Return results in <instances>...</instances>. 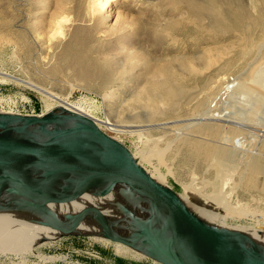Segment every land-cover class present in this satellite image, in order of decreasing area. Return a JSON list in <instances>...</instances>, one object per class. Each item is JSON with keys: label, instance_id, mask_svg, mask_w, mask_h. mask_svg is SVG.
<instances>
[{"label": "rangeland", "instance_id": "rangeland-1", "mask_svg": "<svg viewBox=\"0 0 264 264\" xmlns=\"http://www.w3.org/2000/svg\"><path fill=\"white\" fill-rule=\"evenodd\" d=\"M88 1L0 0V33L14 37L16 41L18 37V49L14 51L8 47L1 54L0 70L36 86L50 88L69 104L85 105L100 129L141 157L139 159L146 169L153 172L156 169L164 176V184L185 200L189 193L198 198L213 193L217 178L222 176L235 190L230 198L231 205L245 204L250 212L230 215L225 224L264 232L260 231L264 229V216L255 215L264 211V191L245 178L243 164L251 156L264 160V149L250 141L246 132L241 137L248 144V152L242 161L235 155H228L229 149L234 151L232 146H219L225 130L233 134L231 130L221 128L223 122L216 124L221 129H211L213 122H205L210 127L208 133L202 134L193 133L197 127L193 126L164 150L172 143L174 129L196 121L193 118L197 108L192 107L204 91L209 92V100L226 77L228 80L246 69V75H249L250 63L253 65L256 54L264 55V0H235V3L234 0H211V4L218 7V13L225 7L230 13L232 10L237 13V4L242 6L251 15L252 30L248 32L241 28L250 23L243 15L239 18L220 15L224 27L217 25L208 15H202L197 4L204 5L206 0H110L106 9L94 16L89 14ZM37 9L44 11L39 21L33 19V15L40 11L34 12ZM55 12L66 14L70 21L68 35L61 41L48 37L46 30ZM259 13L262 15L257 17ZM228 18L235 19L228 21ZM32 24L44 27V32L39 30V35L35 36ZM207 47L217 55L226 53L220 60L222 63L208 66L206 58L201 60ZM159 70L166 72L163 78L171 79L174 85L184 86L189 91V100L183 98L177 102V109L168 110L170 113L164 110V114L149 119L146 98H140L138 93L148 87ZM208 83L211 88L206 91ZM111 85L119 87L117 99L103 102L102 93ZM44 107L42 96L32 87L1 80L0 112L39 115ZM238 109L242 110V106ZM252 115L248 120H257L259 114ZM106 117L119 128L142 129L145 137L110 130L102 124ZM259 130L258 127L249 129L256 134L262 133ZM257 146L259 150H256ZM158 149L163 154L152 156L149 161L142 157L152 155ZM220 150L224 153L218 154ZM251 151L254 153L249 156ZM242 170L244 177L240 176ZM221 222L219 217L211 220L214 225ZM45 242L26 253L23 259L0 255V264H152L138 253L139 258L119 254L113 243L107 245L93 237L68 235ZM35 253L58 257L41 261Z\"/></svg>", "mask_w": 264, "mask_h": 264}, {"label": "bare ground", "instance_id": "bare-ground-1", "mask_svg": "<svg viewBox=\"0 0 264 264\" xmlns=\"http://www.w3.org/2000/svg\"><path fill=\"white\" fill-rule=\"evenodd\" d=\"M109 2L110 0H89L87 6L89 14L94 16V14L105 10ZM197 8L199 9L202 15L203 14L208 15L209 19L213 18L214 22L217 25H221V26L224 24V21L223 18L220 17V15L229 16L230 14L238 18L240 17V15H243L245 16L247 21H250V23L248 22L247 24H244V27L241 28L245 32L252 30L250 13H247V11L243 10L242 6L240 7L238 4H237V11H238L237 13L234 10H232L230 13L227 10L228 7H225L224 9L220 7L223 9V12L218 13V7L216 8L213 4H211V0H206L204 5L197 4ZM34 12L37 13L33 15V19L38 21L42 19L44 15V11H42V9H37ZM111 12L112 11L110 10L109 13ZM58 14L53 15L54 18L52 22L51 21L49 22L51 24H49L48 29L46 30L48 31L47 32L48 37L61 41V39H65L68 35V31H69L68 22L70 21L67 18V16H65L66 14L65 15H63L64 13L62 15L61 13ZM259 15L262 14L259 13L257 17H259ZM234 19L230 18L228 21H233ZM31 26H32V30L36 32L35 36L39 35V30H42L44 28L40 26H35L34 24H32ZM42 32L44 31L42 30ZM5 35H2V32L0 33V56L3 53L4 49H8V47H11L14 51L18 49V37L16 41L13 39L14 37L12 38V37H8V35L7 36ZM203 51L204 52L201 55V60L203 61V58H206L205 61L207 62L208 66H213L214 64H218L219 62H221L220 60L223 58V56L226 54L224 52L221 53L222 55H217L215 54L214 51H212L210 47H207ZM251 63H250L251 71L249 72V75H246L247 74L246 71L248 70L246 69L240 74L235 73L237 75H235L234 77H230L228 80L226 77L225 78L226 80H223L221 86L219 83L220 87L218 86L219 88H217L216 92L209 100H207L208 99L207 94L209 92L206 94V92L204 91V93L197 99L196 103H194L192 107L194 108L195 105V107L197 108V111L195 110L196 111L195 117L193 118L194 120H196L194 121L195 123L191 122L189 124L184 125L183 127L174 129L173 134L175 136L172 139V143H169L164 150L169 149L179 138H182L183 135H185V130L190 129L193 126H197L196 129L193 130V133H198V134L208 133L210 126L205 124V122L209 123L210 121L213 122V124H211L212 126L211 129L220 128L218 127L219 124L218 125L216 124L223 122L224 123L223 125L220 124L221 128L229 129L233 132L232 134L231 132H228V130H225L221 134L219 139V144H220L219 146H223V147L232 146L234 151H232V149L231 150L229 149L228 155H232V156L235 155L236 157L239 158L240 161H242L243 158L247 156L246 152H248V150L246 147L248 144L245 143V140L243 139V137H241L245 132L249 135L248 138H250V141H255L256 143H258V145L260 144L262 149H264V137L260 138V136L264 135L263 134L264 133V107H263L264 93H262L264 92V55L256 54L253 61V65H251ZM254 64H257V66L254 67ZM180 67L178 69H180ZM165 73H166L165 71L159 70L160 75L158 73L155 74L153 76V79L149 82L148 87L143 88L138 93L139 96L141 95L140 98L141 97L146 98L145 99L146 105L148 106V109L150 111L149 114H147L149 119L164 114L163 113L164 110L168 111L176 108V105H178L177 102H179L183 98H187V100H189V91L185 89L184 86H177L176 84L174 85L171 79L163 78L162 76ZM1 80L13 81L16 84H19L20 86L23 87H30V88L32 87L38 94L42 96V99L44 101L45 107L42 114L48 112H59L61 108L66 107L70 110L78 111L84 114L85 116L94 119L88 113V110L86 109L87 107L85 105L83 106L80 104L77 105L69 104L66 102L65 99H62L60 95L49 90L50 88L46 89L43 87L36 86L35 84L11 76L10 74L0 70V82ZM210 86L211 85H209L208 83L206 85L205 90L211 88ZM256 87H258L259 89H257ZM118 88H119L118 85H111L110 87H108L102 93L101 96L102 101L108 102L110 99L113 98L117 99L118 96L117 92L119 90ZM159 104L161 105L163 104L162 106L163 109L162 107L159 106ZM240 105L242 106V110L238 109V107H241ZM251 114H253L252 115L253 117L259 114V116L257 115L258 116L257 120H252V121L248 120V116H251ZM94 120L98 125V121L96 119ZM102 124L109 127L110 130L116 132L131 133V134L134 133L138 135L140 138L145 134L143 133L142 129L129 130L125 128L123 129L119 128L118 124L111 123L109 121V118L107 117L105 118L104 121H102ZM256 127L260 128L259 132L262 133L256 134L252 131H249L250 128H256ZM236 133L238 134L234 135ZM256 150H259V148ZM129 151L132 154L133 158L138 162V164L144 167V165H142L140 161L141 157H137L131 150ZM160 153H162V151L158 149V150H154V154L152 155L146 154L142 157L146 158V160L149 161L152 158V156L153 157L157 156ZM217 153L223 154L224 151L220 150L217 151ZM251 153L253 154L254 151H251L249 156H251ZM214 162L218 164L220 163L217 160H214ZM243 164H245L244 166L245 178L248 181H251L254 187L264 191V160L261 159L260 157L251 156L248 157V159ZM236 168L237 166L234 167V171ZM144 169L150 174V176L154 180H156L160 184L165 185L163 182L164 176L161 175L159 172H157L156 169L154 170V172L150 171L149 169H146L145 167ZM234 171L231 172L234 173ZM240 176L244 177L243 170H242V175L240 174ZM216 184L217 186L214 189L213 193L203 194L199 198L196 197L195 194L189 193L187 199L185 200L180 195H178L177 193L176 194L180 198V200L188 207V209L203 222L211 226L244 234L248 236L250 239H252L254 242L260 244L264 248V232H258L257 230L248 229L243 226L241 228H235L225 224V219L230 215L233 216L235 214L240 216V214L242 213H244L245 215V213L247 214L249 210L245 204L236 203L234 206L231 205L230 198L235 190L233 189V186L231 184L226 183V179L220 176L217 178ZM86 208H93L98 212H100V214L103 216L106 222L107 229L113 234H116L126 239L127 238L130 239L131 237H133L137 232L138 223L140 224L144 223L148 218V211L146 208V204L144 203L143 199L140 197L138 191L122 183H116L113 189L108 194L102 197L93 196L86 192H78L69 199L61 200V201H51L47 203L43 207V209H26V208L16 209V210L0 209V255H4V256L13 255L15 257H19L20 259H23V256H25L26 253H28L29 251H33L35 247L38 248L37 246L44 245L47 242V241L45 242V240L57 239L59 236V230L63 228L75 226V224L76 227L74 228V232L72 233V235L87 234L90 235V237H93L95 240L102 241L107 245L108 243H113L102 238V236L99 235L102 234V232L100 230L98 222L94 219L93 215H91L89 212L86 211ZM253 210L252 212H254L256 209L254 211ZM221 211L223 212V214H221ZM258 212L259 214L258 213L255 214L256 216L258 217L264 216V211L262 212L258 211ZM80 213L84 214V216L80 222H76L72 218V216ZM214 217L221 218L222 222L218 225L211 224V220ZM260 231H264V229H260ZM48 243L50 244L52 242H48ZM113 244L115 245V249L117 252H119V254L131 258H139V255H141L142 257L149 259L152 262V264H159L156 260L148 258L139 251L130 249L118 243H113ZM137 253L139 255H137ZM35 255H37L38 260L40 259L41 261L42 260L51 261L57 259L58 257V256L56 258L52 256L46 257L44 255H39L37 253H35Z\"/></svg>", "mask_w": 264, "mask_h": 264}, {"label": "water", "instance_id": "water-1", "mask_svg": "<svg viewBox=\"0 0 264 264\" xmlns=\"http://www.w3.org/2000/svg\"><path fill=\"white\" fill-rule=\"evenodd\" d=\"M116 183L138 191L148 218L126 239L107 229L100 212L86 208L102 238L159 264H264L260 244L196 217L94 119L66 107L39 115L0 112V209H43L78 192L102 197ZM83 216L72 218L80 222ZM75 227L59 230L58 237L72 235Z\"/></svg>", "mask_w": 264, "mask_h": 264}, {"label": "crops", "instance_id": "crops-1", "mask_svg": "<svg viewBox=\"0 0 264 264\" xmlns=\"http://www.w3.org/2000/svg\"><path fill=\"white\" fill-rule=\"evenodd\" d=\"M258 54V53H257ZM261 54V53H260Z\"/></svg>", "mask_w": 264, "mask_h": 264}]
</instances>
